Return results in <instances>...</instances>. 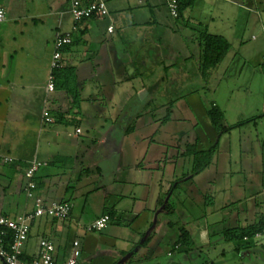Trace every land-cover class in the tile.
Instances as JSON below:
<instances>
[{
  "label": "rangeland",
  "instance_id": "1",
  "mask_svg": "<svg viewBox=\"0 0 264 264\" xmlns=\"http://www.w3.org/2000/svg\"><path fill=\"white\" fill-rule=\"evenodd\" d=\"M105 1L108 15L100 18L96 22L98 30L94 29L100 37L107 33V25L117 14L109 5L111 0ZM151 1L158 24L137 29L144 34L149 31L150 38L139 41L142 49H130L138 72L132 65L127 66L130 84L142 93V102L134 99L127 109L141 111L144 120L138 123L143 121L144 125L125 138V159L145 166L147 172H136L138 176H149L150 171L159 168L165 173L163 201L171 192L170 201L179 203L178 211L186 210L188 220L181 227L188 233V241L180 250L163 242V251L155 259H150L147 251L136 257L134 248L130 254L116 255L115 262L130 255L132 260L128 264H264V237L248 241L224 237L225 231L234 227L264 222V0H193L178 18L170 16L165 0ZM0 5L8 16L24 18L17 27L13 22L0 24L5 28L1 34L3 43L8 44L6 48L14 45L12 37L20 38L19 32L23 31L21 38H26L38 58L34 80L43 85L57 13H63L62 30L71 27L67 0H0ZM140 7L147 5L142 3ZM72 33L74 38L80 37L77 31ZM204 33L221 36L230 45L222 61L208 70L201 66ZM114 44L119 56L129 49L125 39L115 40ZM9 63L6 58L2 61L7 67H0L1 75L8 70ZM36 89H26L24 93L32 91L37 96L40 89ZM36 105L33 103L31 108L34 110ZM214 106L220 111L215 123L209 114ZM127 109L116 121L114 132L126 131L132 125V113ZM62 116L64 124L71 128L81 122L78 115ZM30 127L34 129L33 125ZM99 146L97 143L100 152ZM187 146L191 151H203L198 164L206 165L196 174L193 154L183 151ZM159 149L163 159L176 160L180 175L188 174L186 181L166 182L171 167L164 168L163 162L153 163ZM3 168L9 171L8 167ZM101 185L99 182L97 187ZM99 194L103 195V191ZM73 195L69 192L64 198L70 200ZM130 200L122 202L130 205ZM156 214L157 211L152 221ZM147 216L143 214L136 224L124 221L123 225L144 227ZM166 217L174 223L173 227L180 225L179 219L183 218L181 213ZM202 228L207 230L208 237L199 236ZM172 232L179 235V230ZM0 264H4L2 260Z\"/></svg>",
  "mask_w": 264,
  "mask_h": 264
},
{
  "label": "crops",
  "instance_id": "2",
  "mask_svg": "<svg viewBox=\"0 0 264 264\" xmlns=\"http://www.w3.org/2000/svg\"><path fill=\"white\" fill-rule=\"evenodd\" d=\"M67 2L69 6V0ZM151 2L111 0L109 5L117 14L113 22L110 20L113 24L106 27L108 37L106 34L100 37V33L94 30L96 22L102 17L79 22L75 29L71 20L70 29L62 30L63 13H57L58 21L51 44L56 33L70 34L72 43L62 48V62L63 67L67 68L65 71L72 69L75 75L77 103L71 94L57 87V77L54 79L53 91L46 90L51 74V56L41 85L34 80L38 58L26 38H21L23 31L19 32L20 38L12 37L14 45L10 43L11 46L6 48L8 44L3 43L4 37L1 36L5 28L0 27V67H7L2 64L5 58L10 62L8 70L0 74V153L13 158L9 164H0V212L4 213L0 215L15 217L33 210V199L23 192L27 183L24 170L33 160L45 163L33 177L36 185L34 195L45 202L63 200L73 206L71 214L64 220L40 217L31 223L24 243V254L27 257L37 253L41 238L53 242V257L59 264L70 257L73 241L78 242L80 253L77 264H128L132 260L130 255L121 262H115V256L125 252L130 254L134 248L136 257L147 251L149 258L155 259L163 251V242L169 243L173 250L183 247L177 246L178 235L172 230L183 229L181 226L186 224L188 215L186 210L178 211L179 203L170 201L171 192L167 201H163L162 182L165 173L159 168L150 171L149 176H138L136 172L144 173L147 169L142 163L127 162L123 145L131 132L144 125L143 121L138 123L144 120L141 111L131 112L127 109V105L134 99L138 98L137 102H142L139 99L142 93L130 84V70L127 66L132 65L133 70L138 72L130 49L142 45L139 41L150 38L149 31L144 34L137 29L158 24L155 6ZM142 3L147 7H140ZM5 12L6 20L2 23L13 22L11 24L17 27L24 19L17 15L8 16L6 9ZM29 17L34 19L31 16L26 18ZM114 21L118 23L116 27ZM110 26L112 31H108ZM73 31H77L80 37L74 38ZM119 39H125L129 47L123 50L121 56L114 44ZM139 48L142 49V46ZM37 87L40 92L36 96L32 91L37 90ZM26 89L32 91L26 92V95ZM35 102L37 105L33 110L31 105ZM126 109L129 114L132 113L129 115L132 125L130 123L126 131L114 132L116 121ZM43 110L49 112L52 122H45ZM65 114L78 115L81 122L71 128L69 124H64L65 118L62 115ZM32 125L34 129L30 127ZM91 134L98 136L92 139ZM25 136L30 139L27 140ZM153 157V163L163 162L164 168L171 167L166 182L179 183L188 179L187 173L180 175L181 172H177L176 160L163 159L160 149ZM4 166L9 171H5ZM99 182L102 185L97 187ZM100 190L103 195L99 194ZM69 192L74 195L67 200L64 197ZM127 199H131L130 205L122 202ZM155 211L156 219L152 221ZM150 212H153L152 215ZM179 213L183 218L179 219L180 225L173 227L174 223L166 216ZM143 214L150 216L149 219L146 217L144 227L123 225L124 221L136 224ZM103 215L109 216L106 226L99 231H88L87 226ZM245 227L243 224L234 228ZM199 236L205 238L209 234L202 228ZM249 238H253V235L242 239L248 241ZM118 248L123 250L119 251Z\"/></svg>",
  "mask_w": 264,
  "mask_h": 264
},
{
  "label": "built area",
  "instance_id": "3",
  "mask_svg": "<svg viewBox=\"0 0 264 264\" xmlns=\"http://www.w3.org/2000/svg\"><path fill=\"white\" fill-rule=\"evenodd\" d=\"M166 7L170 16L179 17V0H165ZM71 16L73 28L76 24L84 20L94 17H104L108 15V9L104 0H69L67 10ZM62 16V14L60 15ZM6 20V12L4 7L0 6V23ZM112 27H108V31H112ZM72 43L70 34L56 33L53 41V52L49 62L51 74L48 77L46 90L53 91L54 76L53 70L63 67L62 48ZM264 60V54H263ZM45 122H52L49 112L42 111ZM79 132V129L76 130ZM13 161L11 156L0 153V164H9ZM45 163L33 160L24 170V177L27 180L23 188V192L28 198L33 199V210L28 213L20 214L15 217L0 215V260L4 264H59L55 261L53 253L55 246L50 239L41 238L38 243V251L35 255L27 257L24 254V243L30 232L31 223L40 217H49L57 220H64L69 217L72 211V204L63 200H51L45 202L41 197L34 195L36 185L33 177L38 169ZM109 221L108 215H103L95 219L87 226L88 231L102 230ZM264 237V228L255 231L253 238L259 239ZM70 257L62 264H77L79 258L78 242L73 241Z\"/></svg>",
  "mask_w": 264,
  "mask_h": 264
},
{
  "label": "trees",
  "instance_id": "4",
  "mask_svg": "<svg viewBox=\"0 0 264 264\" xmlns=\"http://www.w3.org/2000/svg\"><path fill=\"white\" fill-rule=\"evenodd\" d=\"M192 2L193 0H179V15L181 14V10L184 7L191 5ZM229 48L230 45L228 41L222 38L221 36L207 34V33L202 34L201 35V66L203 70L211 69L215 67L217 64H219L226 55V53L228 52ZM66 69L67 68L62 67L60 69L53 70L52 74L55 80L56 77L59 78L57 87L59 89L66 90L67 93L73 96L75 103H77L78 91L75 82V75L72 69H70L69 72H66L65 71ZM209 114L211 116L212 122L215 123L216 117L220 114V111L219 109H217L216 106H214L209 111ZM211 149L212 148H210L209 151ZM202 152L203 151H196V150L191 151L189 146H187L185 149V154H189V153L193 154L194 174L198 173V171L201 170V168H205L206 164H200V165L198 164ZM263 228H264V222H260L258 223V226H247L243 229L234 228L233 230H227L224 233V237L227 240L242 239L244 236H252L255 231H259ZM187 241H188V233H185L183 229H179L177 246L178 247L180 245L184 246V244H186Z\"/></svg>",
  "mask_w": 264,
  "mask_h": 264
}]
</instances>
